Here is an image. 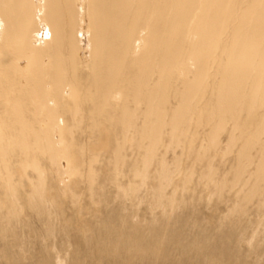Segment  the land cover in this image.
Masks as SVG:
<instances>
[{
  "label": "rangeland",
  "instance_id": "rangeland-1",
  "mask_svg": "<svg viewBox=\"0 0 264 264\" xmlns=\"http://www.w3.org/2000/svg\"><path fill=\"white\" fill-rule=\"evenodd\" d=\"M55 1L0 37V264H264V0Z\"/></svg>",
  "mask_w": 264,
  "mask_h": 264
},
{
  "label": "bare ground",
  "instance_id": "bare-ground-1",
  "mask_svg": "<svg viewBox=\"0 0 264 264\" xmlns=\"http://www.w3.org/2000/svg\"><path fill=\"white\" fill-rule=\"evenodd\" d=\"M52 1V0H51ZM90 1V0H89ZM120 1V0H119ZM126 1H128V0H126ZM56 2V1H55ZM54 2V3H55ZM69 2H72V1H69ZM118 2V1H117ZM128 2H130V1H128ZM154 2V1H153ZM53 3V2H52ZM53 3V4H54ZM57 3H59L60 4V2L57 0V2H56V4L54 5V6H58V4ZM92 3V2H91ZM119 3V2H118ZM68 4V3H67ZM92 4H94V3H92ZM120 4H122V3H120ZM68 5H70V4H68ZM91 5V4H90ZM126 7H127V5L126 4H124ZM93 6V5H92ZM129 6V5H128ZM70 7H72V6H70ZM75 7V6H74ZM118 7V6H117ZM116 7V8H117ZM122 7V9H123V5L122 6H120V8ZM126 7H124V9L126 8ZM119 8V9H120ZM90 9H91V6H90ZM115 9V8H114ZM92 11V10H91ZM94 11H95V9H94ZM94 11L92 12V13H94ZM121 11V10H120ZM125 11V10H124ZM123 11V12H124ZM126 12V11H125ZM35 14V6L33 5V0H0V37H3L8 43V45H9V47L10 46H13L14 48H15V51H17L18 49H17V46H16V32H17V29L18 28H22L23 26H24V20H26L27 19V16H30L31 18H32V16ZM68 14V13H67ZM74 14V13H73ZM68 15H70V14H68ZM95 15H96V11H95ZM71 16V15H70ZM74 16H76V15H72V17H74ZM93 16V15H92ZM94 17V16H93ZM133 18H134V16H133ZM58 22V21H57ZM60 26V25H59ZM140 30V29H139ZM244 133V132H243ZM254 148V147H253ZM262 148V147H261ZM261 157V156H260ZM258 158L257 157V159H261V158ZM256 162H258V161H256ZM259 162H261V161H259ZM262 163V162H261ZM261 163H259L260 164V167H262V165H261ZM251 164V163H250ZM255 164V163H254ZM242 165V164H241ZM247 165V164H246ZM257 165V164H256ZM256 165L254 166V168L256 167ZM244 166V167H243ZM243 166H241V167H243V168H246V166L245 165H243ZM249 167H250V165H249ZM253 168V169H254ZM242 169V168H241ZM247 169V168H246ZM256 169V168H255ZM244 170V169H243ZM257 170H259L258 168H257ZM251 171V170H250ZM254 171H256V170H253V173H254ZM241 172H242V170H241ZM241 172H239L240 173V175H241ZM258 172V171H257ZM263 172V170L260 172V174ZM248 173V172H247ZM256 175L255 176H257V173H255ZM260 174H258V175H260ZM239 175V174H238ZM239 175V176H240ZM254 176V175H253ZM234 177V176H233ZM250 177H252L251 175H250ZM261 177V176H260ZM258 178V176L256 177V179ZM242 180H240V181H242L243 183L244 182H246V180L245 181H243V178H241ZM255 179V180H256ZM263 179H264V177H263ZM237 180H239V179H236V182H237ZM259 180V179H258ZM248 181V180H247ZM254 182V181H253ZM264 182V181H263ZM263 182H262V184H263ZM251 183V182H250ZM258 183H259V181H258ZM258 183H252L253 185V187H254V185H256L257 187H258ZM234 184V183H233ZM241 184V183H240ZM264 185V184H263ZM238 186H240V185H238ZM241 186H242V184H241ZM240 186V187H241ZM256 186L254 187V188H256ZM259 186H261V188H263V186L262 185H260V183H259ZM232 187V186H231ZM234 187V186H233ZM249 187H251V186H249ZM260 189V188H259ZM239 190V189H238ZM237 190V191H238ZM242 195V194H241ZM246 197V196H245ZM242 198V197H241ZM234 199H235V197H234ZM240 199V198H239ZM244 199H246V198H244ZM249 199V198H248ZM239 201V200H238ZM237 201V202H238ZM241 202V201H240ZM239 202V203H240ZM246 202H247V200H246ZM242 203V202H241ZM247 204V203H246ZM245 203H244V206L246 205ZM237 205H238V203H237ZM249 205V204H248ZM247 206V205H246ZM238 207H240V205L238 206ZM242 208V207H241ZM246 208V207H245ZM244 208V209H245ZM238 209V208H237ZM240 210V209H239ZM241 211H243V210H241ZM241 215V214H240ZM249 225V224H248ZM224 251V250H223ZM229 260V259H228Z\"/></svg>",
  "mask_w": 264,
  "mask_h": 264
}]
</instances>
